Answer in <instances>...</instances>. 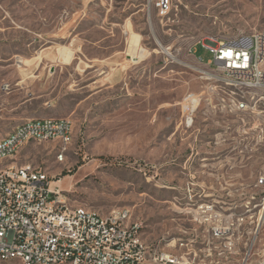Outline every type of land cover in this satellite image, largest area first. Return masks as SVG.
<instances>
[{"label": "rangeland", "instance_id": "obj_1", "mask_svg": "<svg viewBox=\"0 0 264 264\" xmlns=\"http://www.w3.org/2000/svg\"><path fill=\"white\" fill-rule=\"evenodd\" d=\"M173 3L161 17L153 0H0V138L25 119L69 117L64 160L49 140L14 162L40 166L73 205L127 210L148 242L196 264H263L264 100L238 112L202 102L190 127L180 102L211 82L201 42L264 31V0ZM129 30L141 60L128 56ZM61 46L74 48L69 63ZM203 204L227 227L221 238L195 219Z\"/></svg>", "mask_w": 264, "mask_h": 264}, {"label": "built area", "instance_id": "obj_2", "mask_svg": "<svg viewBox=\"0 0 264 264\" xmlns=\"http://www.w3.org/2000/svg\"><path fill=\"white\" fill-rule=\"evenodd\" d=\"M153 1L158 15L164 17L171 0ZM245 38L252 39V46L248 47L255 54L252 68H245L238 59V49H227L213 39L201 42L213 49L214 55L207 63L199 59L207 66L201 75H225V84H208L205 91L183 98L180 106L187 127L193 125L202 102L213 111L238 112L247 110L252 100H264L263 94L253 92L261 90L258 79L264 78V31L245 34ZM227 63L238 64L237 75L218 71V64ZM243 80H250L251 88H243ZM236 92H243V99H236ZM70 120L25 119L17 124V132H7L0 138V260H4V253L17 252L18 258L26 257L27 263L35 264H196L190 255L162 254L160 246L147 239L146 245H139V238H145L142 226L131 220L127 210L99 212V216L90 215V208L89 212L73 211V204L60 187L52 186L53 181L40 166L14 162V157L28 144L44 142V134L63 135V143H54L61 148V156H67L73 144L66 139ZM199 209L195 211L199 218L195 219L214 225L217 238L224 236L227 227L222 225L214 205L203 204ZM224 247L232 249L228 241Z\"/></svg>", "mask_w": 264, "mask_h": 264}, {"label": "bare ground", "instance_id": "obj_3", "mask_svg": "<svg viewBox=\"0 0 264 264\" xmlns=\"http://www.w3.org/2000/svg\"><path fill=\"white\" fill-rule=\"evenodd\" d=\"M173 8H174V3H173V0H171L167 4V13H164V17L170 14ZM255 33H261V31H258ZM129 34H130L129 36L130 47L128 48V56L130 57L131 61L141 60L147 54V51L141 46H139V36L136 33L132 32V30H129ZM213 40L215 42H221L222 47H226L227 49H238V59L241 60V62H244L245 68H252V64L255 63V54L250 53V50L248 47L252 46V39L245 38V33L236 35L234 37H228V38L217 37V38H213ZM165 49L169 53V50L167 48ZM209 50L213 54V49H209ZM73 55H74V48H68V47H62V46L57 47V60L58 61L69 63V61L72 60ZM19 62L20 64L22 62L24 64H27L29 61L26 59H22ZM218 71H225L226 73L230 75H237L238 64H234V63L218 64ZM202 75L204 78L209 79L211 81L210 84L212 85H224L225 84V75L212 76V75H209V73H202ZM261 75L264 76V68H261ZM32 77L33 76H31V78ZM243 88H251V81L243 80ZM258 88L264 91V78L258 79ZM236 99H243V92H236ZM43 120H45V118L30 119V121H43ZM72 129H73V123L70 120V124L66 126L67 142L71 141ZM9 132H17V125H15ZM49 140H58L60 143H63V135L44 134V141H49ZM60 157L62 161L64 160L65 156H61V152H60L58 155V158ZM52 186L57 187V188L59 187L58 185H55V181L52 182ZM73 211L89 212V208H86L80 205H73ZM90 215L99 216V213L90 209ZM139 245H146V239L139 238ZM226 250L229 253H232L231 249H226ZM160 251L162 254L176 255L177 257L186 256V255H183L182 253H176L175 251L164 248L162 246H160ZM4 258L19 260L21 264H35V263H27L26 257L18 258L17 252L4 253ZM48 264H55V263H48Z\"/></svg>", "mask_w": 264, "mask_h": 264}, {"label": "crops", "instance_id": "obj_4", "mask_svg": "<svg viewBox=\"0 0 264 264\" xmlns=\"http://www.w3.org/2000/svg\"><path fill=\"white\" fill-rule=\"evenodd\" d=\"M45 65V60H42L41 62H38L37 60L31 61L30 64L24 65V66H43Z\"/></svg>", "mask_w": 264, "mask_h": 264}, {"label": "trees", "instance_id": "obj_5", "mask_svg": "<svg viewBox=\"0 0 264 264\" xmlns=\"http://www.w3.org/2000/svg\"><path fill=\"white\" fill-rule=\"evenodd\" d=\"M64 175H66V174H64Z\"/></svg>", "mask_w": 264, "mask_h": 264}]
</instances>
